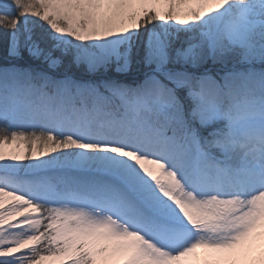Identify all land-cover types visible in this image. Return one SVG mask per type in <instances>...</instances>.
Returning a JSON list of instances; mask_svg holds the SVG:
<instances>
[{
  "label": "snow or ice",
  "instance_id": "1",
  "mask_svg": "<svg viewBox=\"0 0 264 264\" xmlns=\"http://www.w3.org/2000/svg\"><path fill=\"white\" fill-rule=\"evenodd\" d=\"M0 264H264V0H0Z\"/></svg>",
  "mask_w": 264,
  "mask_h": 264
},
{
  "label": "rangeland",
  "instance_id": "2",
  "mask_svg": "<svg viewBox=\"0 0 264 264\" xmlns=\"http://www.w3.org/2000/svg\"><path fill=\"white\" fill-rule=\"evenodd\" d=\"M6 42V37L4 36V30L0 29V49L4 47Z\"/></svg>",
  "mask_w": 264,
  "mask_h": 264
},
{
  "label": "trees",
  "instance_id": "3",
  "mask_svg": "<svg viewBox=\"0 0 264 264\" xmlns=\"http://www.w3.org/2000/svg\"><path fill=\"white\" fill-rule=\"evenodd\" d=\"M2 49V48H1Z\"/></svg>",
  "mask_w": 264,
  "mask_h": 264
}]
</instances>
